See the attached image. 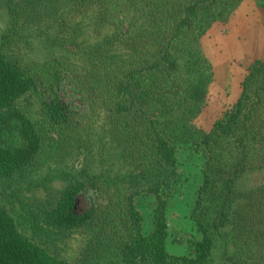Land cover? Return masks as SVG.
<instances>
[{"label": "trees", "instance_id": "1", "mask_svg": "<svg viewBox=\"0 0 264 264\" xmlns=\"http://www.w3.org/2000/svg\"><path fill=\"white\" fill-rule=\"evenodd\" d=\"M0 1L10 20L0 34V183L37 167L52 145H72L85 125L90 145L122 146L127 168L70 173L39 208L41 223L66 232L105 213L100 225L118 264H215L218 251L223 264H264V184L239 183L264 169V54L247 64L235 101L209 129L194 122L213 78L201 36L242 0ZM30 37L62 53L25 66L13 44ZM41 82L37 121L20 99ZM66 83L81 101L77 122L59 93ZM100 114L105 123L97 124ZM178 143L205 159L189 213L200 237L190 240V254L175 255L166 242L168 197L182 183ZM82 193L88 205L77 211ZM139 193L155 198L149 233L134 202ZM0 264L72 263L21 232L0 203Z\"/></svg>", "mask_w": 264, "mask_h": 264}, {"label": "rangeland", "instance_id": "2", "mask_svg": "<svg viewBox=\"0 0 264 264\" xmlns=\"http://www.w3.org/2000/svg\"><path fill=\"white\" fill-rule=\"evenodd\" d=\"M9 21L6 6L0 1V34L8 27ZM208 32L213 38L210 35L206 36ZM201 41L203 50L213 65V78L209 86L208 99L194 122L207 130L214 119L235 101L247 64L264 54V1L256 4V0H242L227 21H215L211 25L201 36ZM13 50L23 56L22 61L28 67H34V63H41L62 53L59 48L52 47L45 43L43 38L37 37H30L25 41L18 39L13 44ZM71 55H68L69 58ZM77 57L78 54L72 55L75 61ZM41 83L38 88L32 89L20 99V105L37 121L43 117L41 100L45 94L43 92L45 84ZM63 85L59 92L60 96L64 104H68L70 115L77 122L82 117V112L79 111L80 98L67 83ZM101 114L97 124L105 123V118H101ZM87 132L85 125H79L75 136L79 139L72 145H52L49 152L39 159L37 167L16 175L8 182H1L0 203L14 216L21 232L72 264H118L114 252L108 247L109 242H106V231L102 230L100 225L106 218L105 213L99 214L95 221L84 227L66 232H57L39 220V208L49 198L55 196L53 194L66 186L70 173L84 165L94 172L111 170L107 171V174L114 170L124 171L127 168L125 160L127 158L121 154V145L100 146L93 143L90 145ZM178 144V167L182 183L175 195L168 197L166 242L168 252L175 255L190 254L192 250L190 240L200 237V232L189 213L195 190L202 179L201 168L205 159L203 152L190 143ZM239 183L242 188L264 184V169L252 170L242 175ZM87 194L82 193L78 196L75 204L77 211L87 207ZM134 202L142 215V230L149 233L152 229L155 198L152 194L139 193ZM115 222L121 225L120 219L117 218ZM222 261L221 251H218L214 263L223 264Z\"/></svg>", "mask_w": 264, "mask_h": 264}, {"label": "crops", "instance_id": "3", "mask_svg": "<svg viewBox=\"0 0 264 264\" xmlns=\"http://www.w3.org/2000/svg\"><path fill=\"white\" fill-rule=\"evenodd\" d=\"M209 35L212 36L211 33L208 32L206 36H209ZM207 38H208V37H207ZM211 38H213V36H212Z\"/></svg>", "mask_w": 264, "mask_h": 264}]
</instances>
